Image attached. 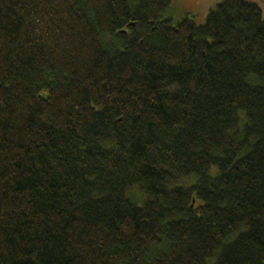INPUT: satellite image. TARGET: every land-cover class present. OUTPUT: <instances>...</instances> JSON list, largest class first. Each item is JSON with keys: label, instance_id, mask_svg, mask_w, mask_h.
<instances>
[{"label": "trees", "instance_id": "obj_1", "mask_svg": "<svg viewBox=\"0 0 264 264\" xmlns=\"http://www.w3.org/2000/svg\"><path fill=\"white\" fill-rule=\"evenodd\" d=\"M171 6L0 0V264H264L263 12Z\"/></svg>", "mask_w": 264, "mask_h": 264}, {"label": "rangeland", "instance_id": "obj_2", "mask_svg": "<svg viewBox=\"0 0 264 264\" xmlns=\"http://www.w3.org/2000/svg\"><path fill=\"white\" fill-rule=\"evenodd\" d=\"M223 0H172L171 8L165 13L167 18L180 22L185 18L203 24L210 11L214 10ZM258 5L264 15V0H246ZM137 195H139L137 193Z\"/></svg>", "mask_w": 264, "mask_h": 264}, {"label": "water", "instance_id": "obj_3", "mask_svg": "<svg viewBox=\"0 0 264 264\" xmlns=\"http://www.w3.org/2000/svg\"><path fill=\"white\" fill-rule=\"evenodd\" d=\"M124 32H125V31H124ZM194 202H195V201H193L192 207H193V205H194Z\"/></svg>", "mask_w": 264, "mask_h": 264}]
</instances>
